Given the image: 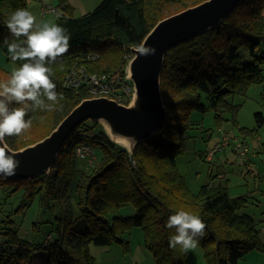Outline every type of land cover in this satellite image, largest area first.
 Listing matches in <instances>:
<instances>
[{"label": "trees", "instance_id": "obj_1", "mask_svg": "<svg viewBox=\"0 0 264 264\" xmlns=\"http://www.w3.org/2000/svg\"><path fill=\"white\" fill-rule=\"evenodd\" d=\"M28 1L0 0V43L4 38L17 43L24 39L16 40L6 22L17 9L27 10ZM201 1L100 0L92 10L74 16L67 0H59L62 13L55 14L54 24L67 30L69 49L46 66L63 99H58L52 110L31 107L25 117L31 120V127L19 136L5 137L6 143L17 149L43 138L87 97L84 89L62 85L65 71L74 62L84 63L95 73H122L126 63L123 51L131 53L161 18ZM165 7L172 8L165 11ZM263 7L264 0H241L217 28L166 52L160 88L167 116L162 127L138 143L133 152L111 141L101 124L89 119L73 130L49 172L32 179L0 177V184L25 187L20 207L25 208L28 199L38 193L45 209L54 212L53 206L57 208L52 224L55 236L51 234L45 242L21 239L10 226L4 227L0 264H94L89 244L121 242L126 250L128 241L122 234L131 226L143 229V246L155 264H186L187 252L179 245L169 247L172 234L166 226L168 217L181 210L199 216L206 225L198 243L204 264H238L252 249L264 251L262 220L238 212L244 197L230 196L226 185L213 180L191 192L175 162L191 137L188 115L192 110L212 108L220 120L221 112L239 106L231 102L235 93H244L250 84L262 81ZM241 49L247 50L250 60L243 59ZM93 53L97 56L86 57ZM7 60L19 66L24 63L9 56ZM10 74L0 66V82ZM255 117L256 127L260 126L263 114L255 112ZM232 121L236 123V119ZM96 126L100 128L92 134ZM82 141L99 148L100 156L89 173H80L72 189L74 146ZM125 205L134 208L133 214L122 217L115 213Z\"/></svg>", "mask_w": 264, "mask_h": 264}, {"label": "rangeland", "instance_id": "obj_2", "mask_svg": "<svg viewBox=\"0 0 264 264\" xmlns=\"http://www.w3.org/2000/svg\"><path fill=\"white\" fill-rule=\"evenodd\" d=\"M172 7H165L164 10L168 11ZM263 9L264 7L262 13ZM28 11L35 16L36 24L55 23V15L52 13L40 14L35 2L28 4ZM260 48L264 52L263 43ZM240 53L244 60H250L246 49H241ZM122 56L126 61L125 68L132 52L123 51ZM18 67V65L10 63L11 72ZM260 67L262 81L250 84L244 93H235L231 102L239 104V106L235 110L227 109L221 112L222 119L218 120L215 117L216 113L212 108H208L205 112L192 110L189 113L188 122L191 137L187 141L185 150L178 153L175 158L176 167L183 175L191 192L196 193L200 185L209 180L220 181L227 186L230 196L244 197V205L238 212H246L255 219L260 218L264 209V122L256 127L255 117V112H261L264 116V62ZM13 104L15 107L17 106L15 102ZM233 119H236V123L232 121ZM87 120L89 121V119ZM99 128L96 126L91 131L92 134ZM223 133L228 135L229 142L221 145ZM109 139L111 140L110 137ZM111 141L128 149L121 142L113 139ZM237 142L247 145L246 153L239 152L235 146ZM220 145V148H216ZM93 147L98 161L100 150L96 146ZM74 160L76 169L71 185L72 189L80 173H89L94 165V163L89 164L86 158L76 154ZM26 193L27 191L22 185L13 189L7 183L0 184V243L6 239L3 234L6 226L15 230L19 238L35 243L45 242L51 234L55 236L52 224L54 223L53 215L57 213L56 206H53L54 212L49 208L45 209L43 203L39 201V194L34 193L28 199L25 208H22L20 205L24 201ZM133 212L134 208L131 205H125L115 213L125 217ZM171 234H174V229H171ZM143 235V229L138 226H131L125 231L122 237L128 241L126 250L121 242H113L110 245L90 243L89 250L94 257V264H155L151 253L143 246ZM261 237L264 239V231H261ZM253 253L262 255L264 251L260 249L248 251L238 261L239 264H259L258 259L252 258ZM204 263L203 250L199 245L187 251L186 264Z\"/></svg>", "mask_w": 264, "mask_h": 264}, {"label": "water", "instance_id": "obj_3", "mask_svg": "<svg viewBox=\"0 0 264 264\" xmlns=\"http://www.w3.org/2000/svg\"><path fill=\"white\" fill-rule=\"evenodd\" d=\"M240 1L203 0L158 20L140 43L154 48L155 55L138 56L137 46L131 49L127 70L134 86L132 99L124 104L106 96L82 98L43 138L17 149L7 144L19 161L10 177L32 179L49 172L73 130L87 119L99 122L111 140L133 152L138 143L162 127L167 116L160 88L166 52L217 28Z\"/></svg>", "mask_w": 264, "mask_h": 264}, {"label": "clouds", "instance_id": "obj_4", "mask_svg": "<svg viewBox=\"0 0 264 264\" xmlns=\"http://www.w3.org/2000/svg\"><path fill=\"white\" fill-rule=\"evenodd\" d=\"M6 27L17 42L4 38L2 46L12 61H24L14 68L5 82H0V177L15 175L19 161L10 153L5 137L19 136L31 127V120H25L31 107L52 110L62 94L56 91V84L50 79L51 69L46 64L56 62L69 49L70 35L65 28L53 23L36 24V18L25 9L11 13ZM138 56L155 55V49L144 44L136 48ZM52 104H45L44 99ZM15 102L23 107H10ZM28 102H31L29 104ZM174 234L169 237V247L178 245L187 252L194 249L205 235L206 225L199 216L187 211H178L167 220Z\"/></svg>", "mask_w": 264, "mask_h": 264}, {"label": "built area", "instance_id": "obj_5", "mask_svg": "<svg viewBox=\"0 0 264 264\" xmlns=\"http://www.w3.org/2000/svg\"><path fill=\"white\" fill-rule=\"evenodd\" d=\"M40 13L61 14V10L59 7L47 4L41 7ZM96 56L97 54L93 53L86 57L94 58ZM62 85L70 89H84L87 97L106 96L124 104L128 103L134 94V86L132 80L128 77L127 67L124 68L122 73H95L89 71L84 63L74 62L65 71ZM227 142H229L228 135L226 136L223 133L220 144L224 145ZM221 145L216 148H220ZM235 146L241 154L246 153L247 145L237 142ZM74 153L79 157L86 158L89 164L96 162L97 157L94 147L88 142L82 141L77 143L74 146ZM261 229L264 230V221Z\"/></svg>", "mask_w": 264, "mask_h": 264}, {"label": "crops", "instance_id": "obj_6", "mask_svg": "<svg viewBox=\"0 0 264 264\" xmlns=\"http://www.w3.org/2000/svg\"><path fill=\"white\" fill-rule=\"evenodd\" d=\"M99 1L100 0H67V2L71 5V7L73 9L72 12H73L74 16H80V15H83L86 12L92 10L95 7V5H97V3H99ZM30 2L31 3L35 2V5H37V9H38L39 13H40L41 7H43L44 5H47V4L59 7V9L61 10V13H62L61 6L59 5V0H32V1L29 0L28 4H30ZM27 10H28V5H27ZM263 13H264V9H263ZM52 14L55 15V13H52ZM7 57H8V54H7L6 47H3L2 43H0V66L3 67L4 69L8 70L9 72H11L10 71V63H12V62L8 61ZM258 219L262 220V223H263V221H264V209L262 211L260 218H258ZM261 231H263V230H261ZM249 254H252V253H249ZM252 256H253L252 258L254 260L258 259L259 264H261V262L262 263L264 262V253L262 255H261V253H253ZM238 264H239V262H238ZM255 264H257V263H255Z\"/></svg>", "mask_w": 264, "mask_h": 264}, {"label": "bare ground", "instance_id": "obj_7", "mask_svg": "<svg viewBox=\"0 0 264 264\" xmlns=\"http://www.w3.org/2000/svg\"><path fill=\"white\" fill-rule=\"evenodd\" d=\"M126 148V147H125ZM127 149V148H126ZM127 151H128V149H127ZM129 152V151H128Z\"/></svg>", "mask_w": 264, "mask_h": 264}]
</instances>
